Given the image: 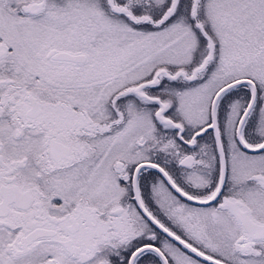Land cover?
Wrapping results in <instances>:
<instances>
[{"label": "snow or ice", "instance_id": "6c2138e0", "mask_svg": "<svg viewBox=\"0 0 264 264\" xmlns=\"http://www.w3.org/2000/svg\"><path fill=\"white\" fill-rule=\"evenodd\" d=\"M0 264H264V0H0Z\"/></svg>", "mask_w": 264, "mask_h": 264}]
</instances>
